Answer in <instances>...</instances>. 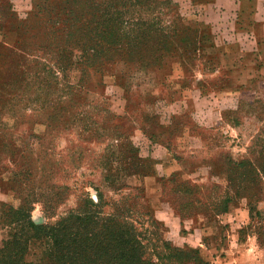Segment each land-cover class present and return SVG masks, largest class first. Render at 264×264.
Wrapping results in <instances>:
<instances>
[{
	"label": "rangeland",
	"instance_id": "374dc122",
	"mask_svg": "<svg viewBox=\"0 0 264 264\" xmlns=\"http://www.w3.org/2000/svg\"><path fill=\"white\" fill-rule=\"evenodd\" d=\"M63 1L0 0V248L13 232L6 208L27 202L35 225L86 211L125 220L141 262L178 264L164 259L177 248L184 264H211L233 235L264 264V80L248 70L238 0H131L110 32L94 9L56 68L48 30ZM231 75L251 78L210 120L194 115L192 86L224 93Z\"/></svg>",
	"mask_w": 264,
	"mask_h": 264
},
{
	"label": "trees",
	"instance_id": "16d2710c",
	"mask_svg": "<svg viewBox=\"0 0 264 264\" xmlns=\"http://www.w3.org/2000/svg\"><path fill=\"white\" fill-rule=\"evenodd\" d=\"M122 3L124 8L132 5L131 0H101V3L98 0H64L57 13L50 15L54 20H52L53 24L50 25L51 28L48 32L58 38L56 43L59 46L53 50L56 52V56L53 57L54 67L66 66V64L62 65V48L66 44L74 45L73 32L81 26V20L86 21V18L92 17L91 11L96 9L98 18L95 24L100 31L105 24V28L110 32L118 16L114 8ZM49 39L51 40V38ZM77 44L82 46L83 51L85 45ZM96 47V45L89 47L86 52L93 56L97 52ZM55 48L54 46L53 49ZM156 57L152 59L155 62ZM96 199L95 204L91 203L92 201H87V203L98 207L99 197L97 196ZM28 208L29 203L27 202L16 208L9 206L6 208L8 223L12 225L13 232L10 240L2 243L0 264H28L23 259L28 244L32 241H41V239L44 240V252L40 260L33 264H57L58 262L62 264H90L93 260L100 264H151L148 261H140L142 252L137 248L140 247L139 242L134 231L132 232L126 226L125 220L109 218L101 222L86 211L82 216L70 214L65 219L51 225H35L25 213ZM184 255L185 253L181 250L174 248L164 254V259L172 258L176 263L184 264L188 262V260H182Z\"/></svg>",
	"mask_w": 264,
	"mask_h": 264
},
{
	"label": "crops",
	"instance_id": "0c3cea01",
	"mask_svg": "<svg viewBox=\"0 0 264 264\" xmlns=\"http://www.w3.org/2000/svg\"><path fill=\"white\" fill-rule=\"evenodd\" d=\"M236 11L240 19H244L245 15H249L250 32L248 37L250 40L248 43L254 47L250 52H255V55H253L255 59L248 66V70L251 73L262 74V79L264 80V0H238ZM236 67L237 69H242V67L237 65ZM238 72L239 70L232 73ZM230 78L229 91L224 93L211 91L210 94L202 96L198 89L192 86V90L189 92L193 106L191 109L192 113L198 116L204 115V118L210 120L211 116L219 109L218 99L225 95L236 94V89L241 87L242 84H246L251 77L248 75L242 77L233 75L232 78L231 75ZM182 103H178L176 108L179 109ZM169 221H176V225L179 226L178 218L176 220L172 218ZM229 237L233 238V235H226L221 240V243L218 244V248L213 247L212 251L215 256H212L211 264H259L256 262V255L247 247V244L237 241L233 242L229 240ZM177 244L180 243L178 242Z\"/></svg>",
	"mask_w": 264,
	"mask_h": 264
}]
</instances>
